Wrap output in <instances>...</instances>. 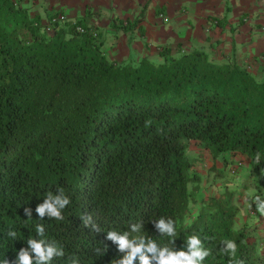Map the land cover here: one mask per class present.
Segmentation results:
<instances>
[{
  "label": "trees",
  "instance_id": "trees-1",
  "mask_svg": "<svg viewBox=\"0 0 264 264\" xmlns=\"http://www.w3.org/2000/svg\"><path fill=\"white\" fill-rule=\"evenodd\" d=\"M59 14L43 20L22 0H0V260H15L42 224L65 253L52 264H115L125 253L107 231L142 222L161 247L187 250L199 237L210 252L203 264H264L253 203L264 199V76L179 44L162 45L159 60H116L96 27L51 21ZM142 17L111 23L126 31ZM57 189L70 199L64 219L41 220L37 205ZM161 217L175 222L174 238L155 229ZM227 240L234 258L221 252Z\"/></svg>",
  "mask_w": 264,
  "mask_h": 264
},
{
  "label": "crops",
  "instance_id": "crops-1",
  "mask_svg": "<svg viewBox=\"0 0 264 264\" xmlns=\"http://www.w3.org/2000/svg\"><path fill=\"white\" fill-rule=\"evenodd\" d=\"M151 2L22 0L32 15L43 20L49 11L61 10L69 19H82L87 25L96 27L101 33L104 51L116 60L131 56L134 59L152 58L155 54L154 59L159 60L158 49L162 45L175 49L179 44L185 49L202 48L218 61L235 58L258 77L264 76V0H234L233 8L225 0ZM150 3L152 8L147 21L143 15L142 20L126 31L112 25L113 18L134 21L138 16L132 15ZM225 8H228V15ZM170 18L174 20L173 24H167ZM193 19L197 20L194 25Z\"/></svg>",
  "mask_w": 264,
  "mask_h": 264
},
{
  "label": "clouds",
  "instance_id": "clouds-1",
  "mask_svg": "<svg viewBox=\"0 0 264 264\" xmlns=\"http://www.w3.org/2000/svg\"><path fill=\"white\" fill-rule=\"evenodd\" d=\"M261 154L256 153L255 162L259 164ZM70 199L64 194L63 189H57L54 195L48 193L36 207V213L41 220L45 216L49 219L62 221L64 216L63 209L69 205ZM253 203L256 205V211L264 216V199L260 196H255ZM25 215L30 219L32 210L26 208ZM85 228H90L94 232H101L100 226L96 224L91 215L80 217ZM155 229L161 236L175 237L176 227L172 219L163 217L152 221ZM144 227L142 222L131 223L128 231L118 232L115 230L107 231L106 239L118 246L120 252L125 255L115 260V264H203V261L210 255V252L204 248L199 237L193 235L187 238V250H173L167 246H159L155 240L146 238L141 234ZM36 233L39 239L29 238L26 242L28 247L21 248L16 253L15 260L4 258L0 260V264H52V261L57 257H64L65 253L62 247L58 246L55 241H50L46 238L45 228L42 224L36 225ZM7 238L15 240L17 233L14 230H9L6 233ZM175 244V239L172 240ZM224 247L221 252L234 258L237 251V245L234 241L227 240L222 242ZM100 253V249L96 250ZM70 264H79L77 258L70 257ZM231 264V259H230Z\"/></svg>",
  "mask_w": 264,
  "mask_h": 264
},
{
  "label": "rangeland",
  "instance_id": "rangeland-1",
  "mask_svg": "<svg viewBox=\"0 0 264 264\" xmlns=\"http://www.w3.org/2000/svg\"><path fill=\"white\" fill-rule=\"evenodd\" d=\"M152 2L151 3H156V1L157 0H151ZM225 2H227V5H229V6H231L232 8L233 7H235V2H234V0H225ZM149 4V5H147V7L145 6L144 8H142L141 9V11L139 12V13H137L136 15H132V16H134V17H137V16H140L141 14H143V15H145V21H147L148 20V18H149V14H150V12H151V8H152V4ZM139 5V4H138ZM90 6V5H89ZM114 6V5H113ZM114 8V7H113ZM229 8V7H228ZM228 8H225V13H226V15H228L229 13L227 12V9ZM105 12H108V11H105ZM111 13V12H110ZM196 19H193V25L194 24H196ZM173 22H174V20L172 19V18H170L169 19V21L167 22V24L168 23H172L173 24ZM155 56H156V54H155ZM154 56V57H155ZM154 57H152L153 59H154ZM192 147H193V149H197V146H195L194 144L192 145ZM210 157H211V154L207 151V152H205L204 153V165H205V167H203V168H201V167H198V169H199V171H201V173L205 176L206 175V172H207V166L210 164ZM241 199H242V207H243V205H244V200H245V196H244V194H242V196H241Z\"/></svg>",
  "mask_w": 264,
  "mask_h": 264
},
{
  "label": "built area",
  "instance_id": "built-area-1",
  "mask_svg": "<svg viewBox=\"0 0 264 264\" xmlns=\"http://www.w3.org/2000/svg\"><path fill=\"white\" fill-rule=\"evenodd\" d=\"M63 19H66V15L65 14H59L58 16H52L51 17V21H57V20H63ZM72 22L75 23L76 20L75 19H72ZM76 27H77V29L79 31H84V27L81 24H77Z\"/></svg>",
  "mask_w": 264,
  "mask_h": 264
}]
</instances>
